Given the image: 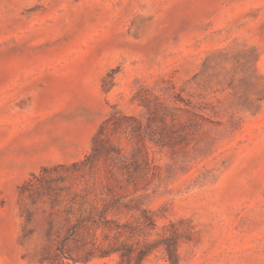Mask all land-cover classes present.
Here are the masks:
<instances>
[{
  "label": "rangeland",
  "instance_id": "374dc122",
  "mask_svg": "<svg viewBox=\"0 0 264 264\" xmlns=\"http://www.w3.org/2000/svg\"><path fill=\"white\" fill-rule=\"evenodd\" d=\"M170 239L264 264V0H0V264Z\"/></svg>",
  "mask_w": 264,
  "mask_h": 264
},
{
  "label": "trees",
  "instance_id": "16d2710c",
  "mask_svg": "<svg viewBox=\"0 0 264 264\" xmlns=\"http://www.w3.org/2000/svg\"><path fill=\"white\" fill-rule=\"evenodd\" d=\"M179 101L184 103L183 100H179ZM118 114H119V112L117 110L112 111L111 114H110V118H108L106 120V122L104 123V125H102L100 127V130H99L98 134L96 135V137L94 139V148H93V151H92L93 152L92 157L88 156L87 159L93 158V156L97 157V156L101 155L102 150L99 147V143L104 141V140L101 139V137H102V135L104 133L105 124H107L108 122H111V120L115 119L118 116ZM43 171L46 172L47 168H44ZM148 212H152V211L144 210L143 211V217H144L146 222H150V224L153 227H155L156 224H155V221H154V217H153V215L147 216ZM150 247L151 246H149V244H147V248L151 249ZM164 249L166 251L167 261H169L170 264H179V257H178V254H177V242H176V240L170 239L168 242H166L164 244ZM148 252H149V250H148Z\"/></svg>",
  "mask_w": 264,
  "mask_h": 264
}]
</instances>
